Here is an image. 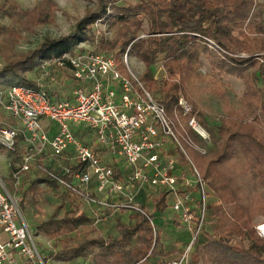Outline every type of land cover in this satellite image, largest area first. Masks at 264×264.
<instances>
[{"label":"trees","instance_id":"1","mask_svg":"<svg viewBox=\"0 0 264 264\" xmlns=\"http://www.w3.org/2000/svg\"><path fill=\"white\" fill-rule=\"evenodd\" d=\"M82 1H95L94 7L87 8L71 34L47 38L35 50L16 57L10 50L19 41L20 31H33L53 22L58 5L54 0H41L30 10L13 0H7L8 8L5 3L0 5V13L11 22L0 26V55L4 61L0 85L38 89L33 76L42 64L74 54L84 43L97 53L111 54L124 76H128L124 56L138 59L146 67L139 80L150 94L161 95L158 102L209 191L206 227L190 264H264V237L257 230V219L264 217V128L231 104L216 79L201 72L206 57L213 72L236 76L246 87L245 105L264 114V27L255 14L257 7H263L261 0ZM98 22L111 26V38L106 37V30L95 27ZM159 58L167 71L165 80H158L153 72ZM209 94L222 102L218 124L208 120L201 106ZM182 98L192 107L186 116L179 104ZM193 118L208 132L210 143L190 127ZM191 143L206 153L197 151ZM178 151L180 162L187 166V158L180 148ZM18 156L10 154L8 158ZM110 165L115 168V179L128 172L121 159L113 158ZM21 192L22 208L29 202L40 209L49 204L51 192H59L60 203L53 216L36 225L39 234L57 243L56 259L83 257L93 264H167L177 258L175 252L165 249L162 226L155 221V240L150 221L140 213L132 212L128 223L117 218L118 236L105 238L99 235L94 220L82 212L84 204L47 174L33 172ZM166 200L164 193L153 196V212L144 207L143 201L138 202L155 220V215L165 218ZM210 222L214 223L211 230ZM172 224L180 226L175 220Z\"/></svg>","mask_w":264,"mask_h":264},{"label":"built area","instance_id":"2","mask_svg":"<svg viewBox=\"0 0 264 264\" xmlns=\"http://www.w3.org/2000/svg\"><path fill=\"white\" fill-rule=\"evenodd\" d=\"M123 61L128 76L111 54L80 46L74 54L42 64L38 89L0 85V153L19 155L8 158V180L0 173V264H47L22 208V186L35 171L47 174L96 213L127 210L144 215L155 240V220L136 198L147 187L166 194L167 210L191 236L167 264H190L206 227L209 191L164 106L132 72L127 54ZM59 79L72 86L66 99L50 95L44 84ZM179 104L184 116L191 114L186 100ZM189 125L210 143L195 118ZM173 144L187 158V166L171 152ZM107 157L126 164L128 172L120 180Z\"/></svg>","mask_w":264,"mask_h":264},{"label":"rangeland","instance_id":"3","mask_svg":"<svg viewBox=\"0 0 264 264\" xmlns=\"http://www.w3.org/2000/svg\"><path fill=\"white\" fill-rule=\"evenodd\" d=\"M6 1V2H5ZM20 4V6L24 10H30L37 7L41 0H13ZM58 5V10L55 14L54 21H50L48 23L42 24L37 26L33 31H20V39L18 42L15 43L13 49L10 50V53L16 57L18 54H26L35 50L39 45H41L45 39H59L61 37L68 36L71 34L76 24L85 17L87 8H93L95 1L92 3L84 2L82 0H54ZM127 2L137 3V0H127ZM263 4V7H257L255 10V14L258 16V21L264 27V0L260 1ZM6 4L8 8L7 0H0L1 4ZM11 24L10 19L5 16V14L0 13V26L5 27ZM17 28V27H15ZM99 30L104 31L106 30V37L111 38L113 36V32L111 31V26L102 25ZM105 32V31H104ZM141 38L145 36L141 34ZM82 47L86 46L89 49H94L88 43H84L80 45ZM213 50V49H212ZM215 50H213L214 52ZM245 57V55H241ZM258 59V58H257ZM4 66V61L2 56L0 55V69ZM129 66L135 76L140 77L145 71V65L140 62L136 58H129ZM153 72L155 77L158 80H165L167 78V71L163 68V60L159 58L156 64L153 67ZM201 72L203 75L216 79L222 88L225 91V97L231 102V104L237 109L241 110L245 115L246 118L249 120H256L260 126L264 128V114L258 109H253V107L246 106L243 97L245 93V84L242 80L238 79L236 76L221 74L217 72H213L209 63V60L206 57H203V65L201 68ZM56 73V72H55ZM40 78V72H36L33 76V79L36 83ZM44 84L47 86L50 95H57L59 97L68 96L72 90V86H68L63 84L62 81L58 82H51L46 80ZM154 99L160 102L162 99L159 93L152 94ZM201 106L205 111L208 120L212 124H218L220 122V118L222 117V102L215 96V95H205L203 100L201 101ZM171 152L178 157L180 155L177 147L175 144L170 146ZM47 165L51 166L50 162L46 163ZM189 175L191 172L189 168H186ZM0 173L2 176L5 177L6 180L10 177V169H9V159L8 153H0ZM94 189V187H93ZM154 193H160L159 190H153L150 187H147L141 190L138 193L136 198V203L142 205L138 202V198H144L143 204L146 209L151 210L153 212V203H152V196ZM60 203L59 201V192L54 194L53 192L49 195V204L44 206L43 208H36L32 206L29 202L24 203L23 205V214L30 225L34 235L37 238L38 247L47 260V264H93L91 259L88 258H76L70 261H62L56 259V252L59 250L57 243L55 241H50L44 235L39 234L36 225L39 222L47 221L50 217L54 214L55 207ZM82 212L86 215L90 216L94 221H98L95 226L98 228L99 235L107 238L111 236H118V229L116 228V220L118 217L123 215V210H110L104 211L100 213L91 212V209L87 205H82ZM130 214V213H127ZM131 215V214H130ZM155 221L157 225H161L164 223V219L168 222L170 221V225L173 228L174 225L172 224L173 217L166 212L165 218L161 215H155ZM126 222H129L127 216L124 217ZM214 223H209V230L213 228ZM184 229V228H183ZM257 230L259 235L264 237V217L257 219ZM164 232V231H163ZM163 239L169 240V234L165 231L163 234ZM190 238V237H189ZM165 241V240H163ZM188 245L187 241L183 248ZM154 262V261H151ZM154 264H158L154 262Z\"/></svg>","mask_w":264,"mask_h":264},{"label":"crops","instance_id":"4","mask_svg":"<svg viewBox=\"0 0 264 264\" xmlns=\"http://www.w3.org/2000/svg\"><path fill=\"white\" fill-rule=\"evenodd\" d=\"M111 158L107 157V161L110 163L112 160H110ZM151 188V187H150ZM153 189V188H152ZM155 190V189H153ZM156 193L153 194V196H155ZM153 196H152V199H153ZM138 200L140 201H144V198L140 197L138 198ZM107 211H110V210H107ZM91 212H95L91 209ZM104 212V211H103ZM123 212H127V213H130V214H133L132 212L130 211H127V210H123ZM167 212L169 213V215H172V217H174V214L167 210ZM127 213H123V215H121L120 218L122 221H124L125 223H128L125 221V218L127 216V219H130V214H127ZM174 220V218H173ZM95 224L98 222V221H94ZM170 221H166L164 220V223L161 224L162 226V229H163V234H165V231L167 232V234H169V240L168 239H163L165 241H162L163 244L165 245V249L167 250V252H175L173 253V256L176 257L179 255V253H181L183 250H184V245L186 243V241L188 242V238H189V233L186 229H183L182 227L180 226H174L173 228L171 227Z\"/></svg>","mask_w":264,"mask_h":264},{"label":"bare ground","instance_id":"5","mask_svg":"<svg viewBox=\"0 0 264 264\" xmlns=\"http://www.w3.org/2000/svg\"><path fill=\"white\" fill-rule=\"evenodd\" d=\"M199 132H201V134H203L205 136V134L203 133V131H201L200 129H198Z\"/></svg>","mask_w":264,"mask_h":264}]
</instances>
